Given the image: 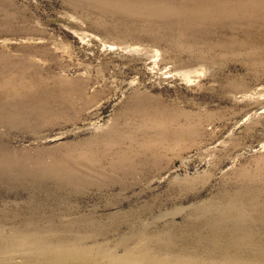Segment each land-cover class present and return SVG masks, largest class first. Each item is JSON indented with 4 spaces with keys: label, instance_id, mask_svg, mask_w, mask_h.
<instances>
[{
    "label": "rangeland",
    "instance_id": "rangeland-1",
    "mask_svg": "<svg viewBox=\"0 0 264 264\" xmlns=\"http://www.w3.org/2000/svg\"><path fill=\"white\" fill-rule=\"evenodd\" d=\"M0 264H264V0H0Z\"/></svg>",
    "mask_w": 264,
    "mask_h": 264
}]
</instances>
